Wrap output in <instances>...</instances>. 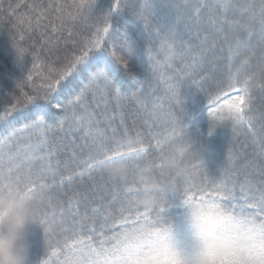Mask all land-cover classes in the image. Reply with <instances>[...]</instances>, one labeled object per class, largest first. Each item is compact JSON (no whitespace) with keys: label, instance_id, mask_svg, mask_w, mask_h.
Returning a JSON list of instances; mask_svg holds the SVG:
<instances>
[{"label":"snow or ice","instance_id":"obj_1","mask_svg":"<svg viewBox=\"0 0 264 264\" xmlns=\"http://www.w3.org/2000/svg\"><path fill=\"white\" fill-rule=\"evenodd\" d=\"M4 34L14 71L0 80L14 86L0 85V185L40 194L36 225L49 247L53 232L63 239L53 264H134L141 252L169 264L166 221L193 202L264 236V0H0ZM198 96L208 135L223 129L233 143L219 183L194 182L183 162L200 129L181 114ZM128 113L144 131H130ZM18 124L38 136L14 151ZM57 134L69 159L87 154L78 169L61 167ZM115 163L124 177L109 174ZM145 171L161 176L152 206ZM235 264H264V244Z\"/></svg>","mask_w":264,"mask_h":264},{"label":"clouds","instance_id":"obj_2","mask_svg":"<svg viewBox=\"0 0 264 264\" xmlns=\"http://www.w3.org/2000/svg\"><path fill=\"white\" fill-rule=\"evenodd\" d=\"M172 167L169 161L168 170ZM108 172L124 177L127 165L115 163ZM141 179L146 186L145 204L152 206L156 180L151 171L141 173ZM40 199L39 193L26 197L22 191L0 185V264H33L28 234L36 225L34 204ZM181 210L179 219L171 216L165 224L171 245L165 249L169 264H235L247 247L262 251L264 236L250 231L246 221L228 218L215 204L193 202ZM152 255L141 252V259L133 257L134 264H154Z\"/></svg>","mask_w":264,"mask_h":264},{"label":"trees","instance_id":"obj_3","mask_svg":"<svg viewBox=\"0 0 264 264\" xmlns=\"http://www.w3.org/2000/svg\"><path fill=\"white\" fill-rule=\"evenodd\" d=\"M4 2L15 4L17 2H24V0H4ZM28 3L39 2V0H26ZM64 2V0H61ZM23 11V10H21ZM256 39H259L257 36ZM255 43V40L253 41ZM9 45V38L7 34L0 35V72L4 71H14V66L12 62V57L8 55L7 48ZM31 59V57H29ZM37 63L41 65L44 63L43 57L37 60ZM43 69H38L42 71ZM34 82L40 84L42 81L39 77L34 76ZM2 86L11 89L14 85L10 78H4L0 80ZM4 101L7 102L5 97ZM95 103V101H92ZM204 103L203 97L198 96L193 99H190L185 106V112L181 115L184 117L196 114L199 112V109ZM7 105V103H6ZM126 107L128 106V101L125 100ZM177 115L180 113L177 111ZM126 119L129 123L130 131L134 128H139L141 131H144L142 126V121L138 117H134L131 113L126 115ZM135 119V125L132 124V120ZM200 131L194 135V141L191 144V147L184 155V164L188 165L191 171L192 180L196 183L201 181L208 183L211 179H216V182L219 183L220 179L224 177L225 169L222 167L226 161L227 155L230 149H233V143L230 140V134L223 130L218 129L213 135H208L209 124L206 118L198 120ZM19 129L18 132V147L15 150L25 149L27 144L34 143L38 133L33 130L26 129L22 125H17ZM113 127L116 129L117 133L120 132V126L118 121L114 122ZM163 131V129H159ZM6 133L3 129H0V137H3ZM112 131H108V143L111 144ZM51 138V137H50ZM57 150L60 152L58 159L61 161V167L63 168L64 164H67L68 169H78L79 163L86 158L87 154H75L72 159H69L70 146L67 144L66 140H60L59 134L56 135V142L54 145ZM235 150L239 151V145H235ZM238 162V157L235 158ZM209 173V175H208ZM220 174V175H219ZM155 180L159 181L161 176L154 174ZM165 182L171 186L175 184L174 178H171V173L164 174ZM131 187V186H130ZM181 209L174 210L172 213L173 217L179 219L181 214ZM28 241L31 249V258L33 264H42L44 260H48L49 264H53L56 261V255H59L62 251L59 245H62L63 239L61 236L57 235L55 232L50 237L51 247H49L48 242L44 239V233L42 226L35 225L33 226L28 234ZM71 242V241H69ZM56 255H53V254Z\"/></svg>","mask_w":264,"mask_h":264},{"label":"rangeland","instance_id":"obj_4","mask_svg":"<svg viewBox=\"0 0 264 264\" xmlns=\"http://www.w3.org/2000/svg\"><path fill=\"white\" fill-rule=\"evenodd\" d=\"M161 55H162V54H161ZM0 85H1V83H0ZM3 97H4V96H0V109H2L3 107H5V106H6V103H7L6 101H4ZM195 115L198 116V120H200V119L203 118V117H199V112L196 113Z\"/></svg>","mask_w":264,"mask_h":264}]
</instances>
